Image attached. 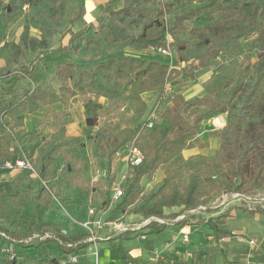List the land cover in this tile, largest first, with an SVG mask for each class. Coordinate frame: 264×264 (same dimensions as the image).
Returning a JSON list of instances; mask_svg holds the SVG:
<instances>
[{"label":"trees","instance_id":"obj_1","mask_svg":"<svg viewBox=\"0 0 264 264\" xmlns=\"http://www.w3.org/2000/svg\"><path fill=\"white\" fill-rule=\"evenodd\" d=\"M119 1L122 5L115 8L114 5ZM29 2L30 0H10L0 22V39L6 23L14 14V8ZM151 2L152 0H108L105 6L113 5L109 12L111 17L119 16L122 20L123 16H133L129 22L134 23L138 17L155 14V11L148 7ZM202 2V5L189 7L174 15L171 25H163L155 18L151 23L144 24L140 33L133 34L115 24L100 22L98 28L89 25L93 31L88 32L83 39L84 48L95 45L97 44L95 35L99 31L110 42L124 43L144 50L168 45L174 48L179 61L188 62L183 55L185 42L175 38V35L186 28V21L195 19L204 22V25L195 27L193 32L199 39L198 43L206 46L197 57L200 60L197 65L186 63L182 68H178L159 60L111 54L99 59L96 64L97 71H94L84 66L79 59L71 57L64 64L55 65L54 77L59 83L57 89L38 84L33 89L24 88L21 93H17L16 81L8 86H0V154L10 149L12 143L25 146L35 139L33 133H25L20 116L60 103L62 111L59 114L68 117L67 121L56 123L59 135L45 144V150L41 155L38 187L34 192L35 210L42 205L51 206L52 197L48 195L47 188L52 185L53 174L60 184L68 183L81 190L86 188L82 170L70 167L66 156L63 159L67 166L59 169L57 173L49 169L65 146L78 149L83 147L80 139L66 134V125L71 122L69 113L71 99L79 95L87 101L91 92L95 98L102 96L107 100L104 111L108 114L125 113L123 108L126 106L130 110V123L113 134L111 144L105 146L104 140L96 137L95 145L89 153L91 160L106 161V175L97 179V182L105 185L108 193L103 206L109 204L110 190L117 176L112 167L116 153L126 144L133 143L142 155L138 165L127 166L129 180L123 197L111 212V220L115 218V213L119 212L162 217L166 209L193 208L219 191L252 193L264 189V0H202ZM171 5L172 3H162L161 6L166 8ZM78 8L79 11L71 19L72 22L81 19L84 0H79ZM211 29L217 31L215 37ZM23 34L22 38H25ZM73 34L70 35L68 45L61 47L62 51H76L81 47L79 42L73 44ZM245 38H250L247 47L252 48L260 58L251 67L252 79L242 94L239 106L228 115L225 125L218 131V147L212 156L203 153L184 156L185 150L203 149L208 146V143L199 136L201 124L209 117L224 111L214 90L210 89L189 99L181 93L171 92L168 113L163 116V123L161 119H155L152 126L148 127L145 121L146 113L153 110L166 86H184L186 78L193 81L194 70L197 67L208 66L210 59L219 57L215 62L214 72L204 83L218 79L228 84L243 78L245 75L243 62L249 59L250 54L246 52L244 57L240 56L238 48L240 40ZM43 57L44 54L39 52L35 60H42ZM33 71L31 66L19 67L22 75H28ZM99 77L107 79L109 83H103ZM120 79H129L127 88L121 86ZM150 91H156L157 95L148 111L147 103L141 95ZM5 117L10 121H16L19 129L11 125L6 126L3 121ZM157 172L161 173L160 180L154 183L153 189L143 195L144 188L140 184L142 178L152 180ZM219 175L222 177L220 185L213 186V179ZM141 198V202L135 205ZM4 203L5 199L0 197V206L3 207ZM131 206L133 207L130 208ZM4 211L3 208L0 209V218L4 217ZM258 212L264 213L262 210ZM17 214L19 211L15 216ZM225 217L226 215L222 214L203 221L213 230L216 241H219L223 231L220 224L224 223ZM26 222L27 225L24 226L21 235H16L15 231H12L11 237L8 236L19 240L37 230L49 228L60 230V225L38 222L35 212ZM167 226L169 225L153 224L148 228L149 232L158 233ZM4 230L0 227V231L6 234ZM84 237L86 234L79 232L63 238L82 241ZM46 242L52 241L27 245L18 242L12 244L19 247L23 255L19 259H9L6 264H60L55 257L36 258L30 254L29 250L37 251L39 246ZM87 244L80 242L75 247L67 249L58 244L56 246L60 255H69L77 254ZM19 248L17 249L20 250Z\"/></svg>","mask_w":264,"mask_h":264},{"label":"rangeland","instance_id":"obj_2","mask_svg":"<svg viewBox=\"0 0 264 264\" xmlns=\"http://www.w3.org/2000/svg\"><path fill=\"white\" fill-rule=\"evenodd\" d=\"M78 2L79 0H30L28 4L16 6L13 10L14 14H8L12 16L6 23L3 34H1L0 79L19 75L18 77L20 78L18 79L21 81L16 87L17 93H21L24 88L33 89L38 84L57 87L58 82L53 76L52 69L56 63L69 60L73 55L72 52L77 54L78 58L81 59L80 61L84 63V66L94 71H97L96 64L99 59L111 54H122L124 49H126V44L110 42L99 31L95 35L97 44L84 48L83 39L87 36L88 32L93 31V28L83 22L79 29H74L76 21L72 22L71 19L79 11ZM8 3H10V0H0V22L2 15L6 13ZM162 3H172V5L163 8L161 6ZM202 3V0H152L148 4V7H151L155 11V14L138 17L137 22L134 23L129 22L133 16H123L122 20L119 19V16L111 17L109 12L113 5L105 6L104 4L100 5L98 9V17L95 20L94 28H98L99 23L104 22L115 24L128 33L138 34L142 31L144 24L151 23L155 18L159 19L163 25H171L174 15L189 7L202 5ZM121 5L122 3L119 1L114 7L117 8ZM185 25L186 28L177 32L175 38L185 42L183 55L188 59V62L179 61L173 47H170L169 56H161L154 50H149V52L164 59L169 65L180 68L186 65V63L193 65L199 64L200 60L197 57L201 55L206 46L198 43L199 39L193 32V29L204 25V22L192 19L186 21ZM211 31L215 37L217 31L215 29H211ZM72 33H74L73 44L79 42L82 50L80 49L79 52L77 50L62 51V43H66L68 35ZM22 34L25 38H22ZM240 41L241 44L238 48L239 55L243 56L246 52L250 54L249 59L243 62L245 72L243 78L228 84L218 79L210 83H204L215 70V62L219 59V57H216L210 59L208 66L197 67L194 70L193 75L195 79L193 81L186 78L187 84L184 87L180 88V90L175 87V91L179 90L187 95V97L201 95L212 89L214 90L215 96L221 101V107L224 111L204 120L199 132L201 137L208 142V146L204 148V152L209 156H212L214 150L218 147L216 146L218 131L225 125L228 115L234 112L239 106L242 94L249 87L252 79L251 67L260 58L252 48L249 49L247 47L250 38L241 39ZM39 52L44 54V57L42 60H35V56ZM20 66H31L34 71L28 75H22L19 73ZM99 78L103 83H109L107 79L103 77ZM119 82L123 88H127L129 79H120ZM169 89L171 88H168L167 96L169 95ZM147 99L149 100L150 98ZM166 100V103H160L154 108L153 115L146 117V122L151 121L153 124L155 119H162L168 113V97ZM73 101L70 104L69 112L71 116H75V122L67 125L66 133L67 135H72L80 139L83 142V147L78 149L65 146L61 154L56 156L55 162L49 170L57 173L59 169L67 166L63 159L66 156L69 159L68 165L70 167L82 170V177L86 181V188L81 190L77 187L70 186L68 183L60 184L59 180H56L55 174H53L52 179L54 180L52 181V185L48 187V195L51 197L52 195L54 196V198L52 197L51 206L42 205L35 210L34 192L38 187V173L42 162L41 155L45 150V144L59 135L56 123L59 121H67L68 117L59 114V111L62 109L59 104L42 107L32 115L21 116L20 118H22L23 125L25 126V133H33L35 139L25 146L12 143L10 149L0 154V161L4 158L25 155L35 172L20 170L15 173H6L0 179V197L6 201V203L2 204L3 207L0 206V209L3 208L5 210L4 217L0 218V227L5 229L4 231L10 237L12 231H15L16 235L23 233L24 226L27 225L26 221H28L34 212L36 213L37 220L48 222L51 225H59L62 224V220L64 218L66 219L68 215L73 218L79 216L77 224H80V222L89 218V208L96 210V212L104 210L102 204L108 196V193L106 192L105 185L97 182V179L106 175V161L91 160L89 153L95 145L96 137H101L104 140L105 146L111 144L113 134L121 127L130 123V110L126 106L123 110L125 113L113 112L108 114L103 109L105 107L104 103L101 104L93 101L85 105L84 103L81 104V98L78 99V102H76V99ZM214 117L215 119H213ZM70 120L73 122L71 117ZM3 121L6 126L11 125L15 129H19V124L16 121H10L9 118H4ZM112 167L117 172V175L120 176L121 174L119 173L123 172L125 168V160H117L114 157ZM157 177L159 181L161 174L158 173ZM154 180V178L152 180L145 177L142 178L140 184L144 188L143 195L154 188ZM221 181L222 177L219 175L213 179L212 185L218 187ZM258 192L264 193V189H259ZM220 193L222 191L212 194L200 203L210 205V208L206 211L201 209L197 210L192 215L180 219L177 224H172L171 220L177 215L188 213L190 208L166 209L162 218L168 221L170 225L158 233L149 232L148 226H145L141 230L121 233L120 235L125 238L123 240L119 238L114 241H98L97 248L99 250L100 245H102L108 254H115L120 250L124 252L123 250L125 248L123 247L122 249L121 244L127 246L128 244L125 243H131L132 247H139L142 251L141 257L135 256L131 264H155V262H161L165 255H168L169 258L174 260V262H178V264H187L188 261L186 260L180 262L181 260L179 258L177 259L176 257L175 259L173 256H169L166 251H160L163 244L173 239H178L176 240L178 252L182 254L186 249L190 253L191 264L194 261L197 264H202L203 262V264H264V240H261L258 233L254 230V221L250 217L255 212H258L259 208H256V210H248L246 207L235 204H221L214 207L212 202ZM141 200L142 198L135 205L139 204ZM20 205L22 206L20 207ZM233 207L238 209L236 217L233 216L231 219H227V217L223 218L224 223L220 224L223 231L221 232L219 241H216L213 230L203 221L206 217H216V215L219 216L222 214L228 216V210ZM112 210L107 212L106 217L111 215ZM17 211H19V214L15 216ZM70 216L68 219V223L70 222L69 228H72L71 231H74L76 220L72 221ZM80 217L83 219H80ZM148 217L143 214L119 212L115 215V222L126 226L127 224H138ZM260 223L264 224V214L260 216ZM153 224L159 225L158 223ZM183 225L189 227L188 230L183 227L190 241L186 244L180 241L182 234L179 232ZM133 232H135L133 237L126 236ZM141 235L145 237L142 239L140 237H134ZM251 240H253V243L250 242ZM18 243L23 245L29 244L24 242ZM12 244L17 243L11 242L4 237L0 238V264H6L11 258L19 259L22 257V250L17 246L14 247ZM112 249H114V252ZM29 251L36 258L55 257L60 264L67 262L69 258V255H60L56 244L51 242L41 244L37 251ZM108 254L107 258L111 256ZM93 261L94 256L91 253V249L87 247L78 254V260L71 264H93Z\"/></svg>","mask_w":264,"mask_h":264},{"label":"built area","instance_id":"obj_3","mask_svg":"<svg viewBox=\"0 0 264 264\" xmlns=\"http://www.w3.org/2000/svg\"><path fill=\"white\" fill-rule=\"evenodd\" d=\"M157 52L162 55H170V47L166 45L165 47H159L156 48ZM148 127L152 126V122L148 121L146 123ZM124 155L123 158L125 160V168L120 176H116L115 181L113 183L111 193H110V200L108 206H114L116 205L120 199L123 197L125 188L127 186V181L129 180L128 174H127V166L130 165H138L142 160V155L139 150L133 143L126 144L124 147ZM120 153L119 151L116 153L117 158L119 157ZM20 170H30L32 172L34 171V168L32 167L30 161L25 155H21L18 157H12V158H6L2 161H0V179L6 174V173H14ZM43 184H45L44 181H42ZM48 189V188H47ZM53 194V193H52ZM54 198V196L52 195ZM57 201V200H56ZM214 204L213 206H219L221 204H235L242 207H246L248 210H256V208H259V210L264 211V193L261 192H252V193H239V192H222L220 195L212 202ZM208 208H210L209 204H198L197 206L190 208L188 210V213L177 215L174 219L171 220L172 224H176L180 221V219L187 217L189 215H192L197 210H203L206 211ZM89 218L86 220H83L80 222V225L82 226L84 233L86 234V237L82 241H70L65 240L63 237L67 235V233L63 230H54L52 228L49 229H42L34 231L29 236L23 237L19 240L11 239L8 235H6L4 232L0 231V235L6 239H8L11 242H24V243H41L44 241H52L62 248H73L80 242L90 243L95 242L97 240H103L108 239L114 235H120L121 233L128 232V231H137L141 230V228L145 226H150V224L158 223V224H168L170 223L163 219L162 217L157 216H150L140 223L123 226L121 224H118L115 222L116 219L108 220V219H102L101 215H99L96 210L89 208L88 209ZM185 225H183L180 228V232L182 234L181 241L184 243H188V234L183 229ZM148 228V227H147ZM100 229H106L108 230V234L101 235L98 230ZM135 234V232H133ZM141 237H144L141 235ZM253 243V240L250 241ZM11 250V249H10ZM78 254H69V258L67 262L61 263V264H71L73 262H76L78 260ZM68 256V255H67ZM95 262L94 264H97V253L94 252Z\"/></svg>","mask_w":264,"mask_h":264},{"label":"crops","instance_id":"obj_4","mask_svg":"<svg viewBox=\"0 0 264 264\" xmlns=\"http://www.w3.org/2000/svg\"><path fill=\"white\" fill-rule=\"evenodd\" d=\"M108 0H84V12H83V15H82V17H81V20H78V21H76L75 22V26H74V29H79L80 28V26H82V23L84 22L87 26H89V25H93V27H95V23H96V18L98 17L97 16V14H98V9H99V7H100V5H104L106 2H107ZM78 23V24H77ZM84 27V26H83ZM74 32H76V31H74ZM69 38H70V35H68V37H67V39H66V43H62V45L63 46H67L68 45V41H69ZM80 49L82 50V48L80 47L78 50H77V52H79L80 51ZM84 49V48H83ZM149 50H154V51H156V53H157V50H156V48H148V49H146V50H144V49H140V48H137V47H135V46H131V45H126V49H124V52L122 53L123 55H131V56H137V57H142V58H146V59H149V60H159V61H161V62H164V63H167V61H165L164 59H161L160 57H157V56H155V54L154 53H152V52H149ZM73 53V55L71 56L72 58H77V59H79L78 58V56H77V54L75 53V52H72ZM147 54H149V55H147ZM161 56H165V55H162V54H160ZM79 60H81V59H79ZM45 61V60H44ZM68 61V60H67ZM67 61H65V62H67ZM65 62H61V63H59V64H64ZM56 64H58V63H56ZM55 64V65H56ZM168 64V63H167ZM55 65H54V67H53V69H52V73H53V76H54V70H55ZM49 66V65H48ZM176 67H178V66H176ZM178 68H180V67H178ZM20 73V72H19ZM19 75H17V76H8V77H4V78H2V79H0V86H8V85H10L13 81H16V87L18 86V84L20 83V79H18V78H20V77H18ZM56 79V78H55ZM57 80V79H56ZM58 82V81H57ZM187 84V83H186ZM185 84V85H186ZM184 85V86H185ZM58 86H59V83H58V85H57V87H53V86H51L52 88H54V89H57L58 88ZM184 86H181V87H177V86H174V87H171V86H166V88H165V92L162 94V96L159 98V100L157 101V103H156V105H155V107L154 108H156V106L157 105H159L160 103H166V98L168 97V106L170 105V93L171 92H175V93H181L186 99H189V98H192V97H194V96H188L187 97V95H185L183 92H180L179 90H180V88H182V87H184ZM175 87L176 88H178L179 90H176L175 91ZM168 88H171V89H169V95L167 96V90H168ZM156 95H157V92L156 91H150V92H145V93H143L141 96H142V98L146 101V103H147V107H148V111L150 110V108L152 107V105H153V102H154V100H155V98H156ZM88 100L87 101H84L83 100V97L82 96H79V95H77V96H75V97H73L72 99H71V101H70V104L71 103H73L74 101V99H76V102H78V99L79 98H81V104L82 103H84L85 105H88V104H90V102H93V101H97L98 103H101V104H105V107H106V105H107V100L104 98V97H102V96H100V97H97V98H95V95H94V93L93 92H91V93H89L88 94ZM147 98H150L149 100L147 99ZM57 104H59V105H61L60 103H56V104H54V105H57ZM54 105H51V106H54ZM45 107H48V106H45ZM61 107H62V105H61ZM104 107V108H105ZM70 108V107H69ZM103 108V109H104ZM125 108V107H124ZM123 108V109H124ZM154 108H153V110H154ZM153 110L149 113V112H147L146 113V116L145 117H148V116H152L153 115ZM39 111V110H38ZM37 111V112H38ZM61 111H62V109H61ZM61 111H59V112H61ZM34 113H36V112H34ZM34 113H32V114H34ZM70 113V112H69ZM32 114H25V115H32ZM23 116V115H22ZM21 117V116H20ZM218 117H220V115H218ZM6 118V117H5ZM217 118V117H216ZM71 119H72V121L73 122H70V123H68L67 125H69V124H71V123H74L75 121V116L74 115H72L71 116ZM213 119H215V117L213 118ZM25 121V120H24ZM161 122L163 123L164 122V119L162 118L161 119ZM67 125H66V127H67ZM24 126V125H23ZM24 128H25V126H24ZM67 134V133H66ZM68 136H72V135H68ZM199 136H200V138L203 140V141H205V142H207V140L206 139H204V138H202L201 137V135L199 134ZM73 137V136H72ZM208 143V142H207ZM218 144H219V140H217L216 141V146H218ZM124 148H122L120 151H119V153H120V155H119V157L117 158V156L115 155V159H117V160H123L124 158H123V155H124ZM194 153H203V154H207V153H205L204 152V148L203 149H198V148H192V149H188V150H185L184 152H183V154H184V156H189V155H191V154H194ZM15 173V172H14ZM122 172H120L119 174H121ZM161 174L160 172H157L156 173V175H155V177H154V182H157L158 181V177H157V174ZM78 188V187H77ZM110 193H111V190H110ZM114 207L113 206H104V210H99V212H97L99 215H101V217H102V219H110V216L109 217H106V214H107V212L108 211H111L112 209H113ZM237 210L238 209H235V207H233V208H231L230 210H228V216H226L227 217V219H231V218H233V216H235L236 217V214H237ZM118 213H115V215H117ZM262 214H264V213H258V212H255L253 215H251L250 217L253 219V221H254V230L258 233V236H259V238H261V240H264V224H261L260 223V216L262 215ZM69 216L70 215H68L67 217H66V219L64 218L63 220H62V224H59L60 225V229H63L66 233H67V235H73V234H75V233H79V232H84V230H83V228L81 227V225L78 223L77 224V219L79 218V216L77 217V218H73V217H71V220L72 221H75V224H73V225H75V230L74 231H71V229L72 228H69V224H70V222L68 223V219H69ZM211 216H213V215H211ZM217 216V215H216ZM209 218H211V217H209ZM80 219H83L82 217H80ZM116 219V218H115ZM205 219H208V217H206ZM38 222H40V223H48V222H42V221H39L38 220ZM257 222V223H256ZM185 228H187V230L189 229V227H185ZM244 230V229H243ZM99 233L101 234V235H106V234H108V231L106 230V229H100L99 230ZM133 235H134V233H132V234H128V235H126V236H132L133 237ZM134 237H140L141 239L142 238H144V237H141V236H134ZM121 239V240H123V239H125L124 238V236H121V235H114V236H112V237H110V238H108V239H103V240H97V241H95V242H90V243H88L87 244V246L85 247V248H83V249H81L80 251H79V254L83 251V250H85L87 247L89 248V249H91V253H92V255L94 256V252H96L97 253V264H131L132 262H133V258L135 257V256H140L141 257V255H142V251L139 249V247H136V246H131V243H125V244H128L127 246H125L124 244L122 245L121 244V247H122V249H123V247L125 248V250H123L124 252H122L121 250L120 251H118V253H115V254H108V252H107V250L105 249V247H102V245H100V248H99V250H98V248H97V243H98V241H106V240H109V241H114L115 239ZM239 238V237H238ZM176 240H178V239H176ZM176 240L175 239H173L172 241H169V242H166L165 244H163L162 246H161V252L162 251H166L168 254H169V256H173L175 259H176V257H177V259L179 258L181 261L180 262H183V261H188V263L187 264H191V260H190V258H191V256H190V253H188L187 251H186V249L184 250L185 252H183L182 254H180L179 252H178V248H177V242H176ZM180 241H181V239H180ZM140 242V241H139ZM139 242H138V244H139ZM190 241H188V243H189ZM257 242V241H256ZM52 243V242H51ZM181 243H184V242H182L181 241ZM34 244H37V243H34ZM134 244V243H133ZM184 244H186V243H184ZM92 245V246H91ZM112 251L114 252V249H112ZM105 252H106V254H105ZM107 254L108 255H111V256H109V258H107ZM95 256H94V261H95ZM116 260H118V261H116ZM132 260V261H131ZM94 261H93V264H94ZM119 261H121L120 263H119ZM153 261V260H152ZM156 261V260H155ZM179 262V263H180ZM203 262V261H202ZM204 263V262H203ZM202 263V264H203ZM155 264H178V262H174V260H172L171 258H169L168 257V255L166 256H163V260L161 261V262H155ZM184 264V263H183ZM192 264H197L196 263V261H194ZM198 264H200V263H198Z\"/></svg>","mask_w":264,"mask_h":264}]
</instances>
